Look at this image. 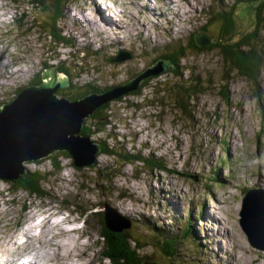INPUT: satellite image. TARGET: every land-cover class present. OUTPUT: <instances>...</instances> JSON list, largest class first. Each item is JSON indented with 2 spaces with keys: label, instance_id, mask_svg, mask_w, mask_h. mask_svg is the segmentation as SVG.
Segmentation results:
<instances>
[{
  "label": "rangeland",
  "instance_id": "rangeland-1",
  "mask_svg": "<svg viewBox=\"0 0 264 264\" xmlns=\"http://www.w3.org/2000/svg\"><path fill=\"white\" fill-rule=\"evenodd\" d=\"M172 1L184 8L176 10L180 15L172 9L168 11L162 0L66 1L62 6L65 10L61 27L75 48H61L62 45L56 48L37 28L30 29L29 15L34 9L29 6V0H0V103L11 101L21 92L17 94V90L33 79L51 77L54 70L46 64L53 57L55 60L50 62L62 60L60 65L67 62L72 65L74 59L81 67L87 68L88 63L87 74L76 79L80 92L90 88L87 84L104 86L128 81L131 70H140L152 62L156 48L161 46L165 50L169 46L168 35L184 37L191 28L195 31V27L240 0H224L225 6L213 0ZM242 1L241 5L248 0ZM147 3L158 12L167 11L173 27L168 18L159 17L155 21ZM260 10L261 19L255 12L252 25L260 20L258 24L264 27V7ZM103 14L115 18L112 23L120 27L116 32L124 38H116L112 30H106L105 36L100 33L99 24L91 15L97 19ZM239 20L243 22L242 18ZM257 46L260 50L264 47V37ZM123 49L133 58L119 63L106 61ZM188 54L183 64L189 65L191 71L183 70L180 75L171 67L146 78L148 83L139 90L111 100L110 125L105 132L90 136L94 143L99 139L108 141L119 153L140 155L142 159H136L135 164L107 154L99 155L93 167L82 168L75 166L71 157L61 154L59 171L45 157L41 163L25 161L28 169L50 171L48 194L43 198L22 190L13 193L7 180L0 179V255H13L19 247L32 250L38 263L47 260L51 264L40 253L52 249L54 256V247L58 248L57 255L59 246L55 240H65L70 234L77 255L61 260V264H109V259L104 257L107 248L100 215V211L108 212L106 204L115 208L116 211L111 210L113 215L126 218L123 214H130L136 219L142 214L152 215L162 227L177 220L178 226L173 228L177 231L179 226H185L184 212L188 214L189 205L203 203L208 211L206 216V209L200 213L204 240L197 224H192L190 229L198 241L197 249L191 247L188 254L191 257L187 255L184 259H190L193 264H264V249L252 246L241 227L243 197L238 187L240 183L251 185L264 179V65L257 80L233 74L221 82L224 64L218 51L196 50ZM59 77L67 76L59 72ZM195 80L200 84L192 109L194 117H190L173 107L171 94L182 87V82ZM225 89L228 98L222 94ZM151 158L169 171L148 166ZM113 166L114 173L118 167L121 172L101 177L99 186L96 183L99 170ZM217 172L231 181L215 180ZM84 209L89 210L84 212ZM197 211L201 208L194 207L193 212ZM127 221L123 220V224ZM133 226L139 231L138 225L133 223ZM68 230L72 232L67 233ZM182 235L184 232H180L179 236ZM186 237L189 242L188 234ZM144 244L145 251L153 249V245Z\"/></svg>",
  "mask_w": 264,
  "mask_h": 264
},
{
  "label": "trees",
  "instance_id": "trees-1",
  "mask_svg": "<svg viewBox=\"0 0 264 264\" xmlns=\"http://www.w3.org/2000/svg\"><path fill=\"white\" fill-rule=\"evenodd\" d=\"M66 1L69 0H29V6L34 9V13L29 15L30 29L37 28V32L53 41V44L56 45V48H60L61 45V48H75L74 43L69 39V37L66 36L61 27V22L63 21L65 10L62 6H64V3ZM222 1L224 0H213V2H215L216 4H220L221 2V5L223 4ZM242 2L243 1L240 0L234 5L230 4L228 6L229 8L223 10L224 12L220 10L213 17L206 20L202 26L195 27V31L193 28H191L190 31L184 35V37L187 35L186 38H184L183 36L168 35L169 39L167 38L166 42H169V46H167L165 50H161V46H159V48H156V50L154 49V47L153 50L157 51L158 54L156 53V57L152 60V62H150L149 64H144L140 70L139 68L134 70V72L133 70H131L128 73L129 76H127V79H134L144 70L148 69L160 60L169 61L173 65L172 69L175 72H180V75L181 71L183 70L191 71V69H189L188 67L189 65L187 66V64H183V59L185 57L187 58L189 52H196V50H201L202 52L218 51L220 53V58L224 64L222 68V78L220 80L221 82H226L233 74H237L245 78L254 80L259 79L261 69L264 65V47L260 50L257 44L263 41L264 35H262V33L264 27L258 24L260 20L254 22V24L252 25V20L250 19V17H248L247 19L246 15L242 16L240 13H238ZM263 7L264 3L260 5L259 11H256L258 19H261L262 12L260 9H263ZM242 9L243 8H240V10ZM239 18H242L243 22H241ZM237 23H241L243 26L240 28L239 25L236 26ZM238 27L240 29H238ZM245 28H247V30L245 32H242ZM200 32L206 33L211 38V43L209 45H198L196 36ZM96 55L97 54H95L94 56ZM54 60L55 57L51 58L50 60L48 59V63ZM75 61L76 60L74 59V63L72 65H69L68 62L66 64L64 63L65 65H60L59 63L62 62V60H59V62L57 63L50 62L49 64H46L47 67L53 68L52 70L58 69V72L64 73L69 79V86L60 88L58 90L57 93L60 97H66L70 100H76L83 98L93 92L102 93L108 90L115 89L121 86L123 83L127 82L118 81L113 84H105L104 86H101L99 84L93 86L92 84H87L88 86H90V88L88 87V89H85V85L84 91L80 92V88L76 83V79H78L85 73L87 74V69H90V67L88 66V63H86L87 68L83 66L81 67L80 63H77V61ZM47 67L46 69H48ZM44 79L45 76L33 79L32 81L28 82L27 85L25 84L23 87L19 88L17 90V94L27 86L41 84ZM148 81L149 79H146L141 82L142 86L140 87L142 88L145 84L148 83ZM184 82L185 83L182 82L181 84L182 87L178 88L177 91H174L171 94V100L173 101V107L177 108V110L181 111L182 113L188 114L190 117H194L192 115V109L198 93L197 88L200 83H198L197 80H195V82ZM135 91L137 90H134V92ZM222 94L226 98H228L227 89H225ZM110 101L102 103L101 105L96 107L94 113L85 118L80 131L82 134L93 136L94 133L97 134L98 132L101 133L107 130L108 126L111 123L109 120ZM5 103L6 101L0 103V108ZM110 137H113V139H115L114 135H110ZM95 141L100 143L101 145V150L97 153V157L101 154H107L116 157L118 160H120V158H123L120 161H125L129 164H135L136 159H142L140 155L134 153L128 154L127 152L119 153L115 151V147H113L108 141H103L101 139ZM61 154L69 156L73 160V157L67 151L61 150L45 157L51 161L54 170L59 171L62 168L61 160L59 159ZM42 160L43 159L37 160V162L41 163ZM147 162L149 163L148 166H150L151 168H158L160 170L169 171L166 166L161 165L155 158H151V161ZM96 163L91 164V166L93 167L94 165H96ZM114 168L115 167L113 166L112 168H108L109 170H99V180H96V183L100 186L101 177L105 178L104 176L108 177L114 174L117 175L121 172L120 168L118 167V170H116V172L114 173ZM193 177L195 178L196 176L193 175ZM50 179L51 174L49 170L28 169L26 172L22 173L19 178L9 181L7 180V182L10 184L9 190L13 193L22 190L32 196L43 198L48 194L47 184H49ZM66 204L70 203L66 202ZM88 210L89 209H84L83 211L86 212ZM100 215L101 222L104 227L103 238L105 239V247L107 248L104 257L109 259V264H193L190 259H184L188 254H190V248L196 247L197 249L196 244H198V241L194 238V233L191 230V220H193V215L190 209L188 212V221L185 223V226H179L177 231H173V228L178 226V222L177 220H175V217V221L172 220L170 223H168L167 227H162L163 225H158L159 222L156 217L143 214V216L141 215V217H137V219L135 218V216H132L130 214L128 216L123 214L124 217L132 220L131 228H126L121 232L111 231L105 225V220L103 217L104 211H100ZM167 218L168 217L166 216V220ZM195 221H197V219ZM173 222H176V225H173ZM133 223L138 225V228H140L139 231H135L137 226H135V228H132L134 227ZM180 232H184V237L183 235L179 236ZM173 234L178 235L173 236ZM187 234L189 236V242H187ZM203 240L204 236L202 237V241ZM144 243L153 245V249H146L145 251V246L147 245ZM187 244H190L189 247L186 246Z\"/></svg>",
  "mask_w": 264,
  "mask_h": 264
},
{
  "label": "water",
  "instance_id": "water-1",
  "mask_svg": "<svg viewBox=\"0 0 264 264\" xmlns=\"http://www.w3.org/2000/svg\"><path fill=\"white\" fill-rule=\"evenodd\" d=\"M254 1V2H253ZM264 0H250L240 5L238 10L253 21L252 16ZM247 8V9H245ZM198 45L211 43L204 32L196 36ZM133 58L131 53L120 50L116 56L106 61L119 63ZM173 67L167 60H160L140 75L121 86L102 93L93 92L87 96L70 100L58 96L60 88L69 85L68 77L59 78L58 69L39 85L25 87L15 98L0 108V179L13 180L28 169L24 162L40 160L58 150L67 151L77 167L97 162L100 143H94L89 135L82 134L81 128L86 117L94 113L96 107L132 90H138L142 80L158 75ZM105 225L111 231L121 232L131 228L132 220L112 214V206L106 204ZM123 220H128L123 224ZM240 224L252 246L264 249V192L250 191L242 200Z\"/></svg>",
  "mask_w": 264,
  "mask_h": 264
},
{
  "label": "bare ground",
  "instance_id": "bare-ground-1",
  "mask_svg": "<svg viewBox=\"0 0 264 264\" xmlns=\"http://www.w3.org/2000/svg\"><path fill=\"white\" fill-rule=\"evenodd\" d=\"M163 3H165V8L168 10V11H171L174 10L177 14L180 15L179 11H176V10H180V8L182 7H179V5L177 6L172 0H162ZM99 6V5H98ZM147 8H148V11L151 12V14H154L153 16L155 17V21L158 19L160 20V18H168L167 16V11H161V12H158L156 8L152 7L149 5V3L146 4ZM143 7V6H142ZM101 9V8H100ZM161 9V8H160ZM184 9V8H182ZM147 10V9H146ZM183 12V11H182ZM100 13H103V12H100ZM182 15V13H181ZM173 16H175V14H173ZM92 18H94V22H96V24L98 26V28L100 29V33L103 34V36H105V33H106V30H112L113 31V34H115L116 38H124L125 36H122L121 33L119 32H116V28H120V27H117V26H114V24L112 23V20L115 19L113 17H110L108 15H104L102 17H98L97 19H95L94 15H91ZM160 17V18H159ZM183 19H184V15L182 16ZM91 18V19H92ZM169 19V23L172 26V21L173 19L172 18H168ZM180 20V19H179ZM146 22V21H145ZM149 22V21H148ZM159 24V23H157ZM161 25V24H160ZM179 26V25H178ZM96 28V27H95ZM148 29V27H147ZM101 30H105V31H101ZM115 32V33H114ZM110 36H113V35H110ZM120 42V41H119ZM157 42V41H156ZM162 42V41H161ZM113 43V42H112ZM124 50V49H123ZM120 52V51H119ZM117 55V54H116ZM116 55H113V56H116ZM111 57V56H110ZM132 59V58H131ZM60 78V77H59ZM130 80H128L127 82H129ZM134 91V90H132ZM61 151H65V150H61ZM53 226H55V223H53ZM69 232L67 233H71L72 231L71 230H68ZM14 241V240H13ZM57 241L56 243L58 244L59 246V250L57 252V255L55 254L56 248L53 247V253H54V256H52V249L51 251H43L40 253V256L48 259V261H50L51 263L53 262V264H61V260H65V259H73V257H75L77 255V250H76V244H75V240H74V237L72 235H68V237H66L65 240H55ZM53 244L55 245V242H53ZM53 245V246H54ZM35 248L33 247V250ZM37 253L39 251H36ZM238 252V251H237ZM240 252V251H239ZM242 252V251H241ZM236 253V251L234 252ZM245 253V252H243ZM242 253V254H243ZM34 255V254H33ZM56 255V258H54ZM241 255V254H240ZM239 255V256H240ZM246 255V254H245ZM13 257V255H8V257ZM35 256V255H34ZM239 258V257H238ZM28 260H30L31 258L30 257H27ZM33 260L35 261V263L37 264H46V261L47 260H42V262H37L38 261V258L37 256L33 257ZM55 260H60L59 262H55ZM63 264V263H62ZM72 264H77L75 262H73Z\"/></svg>",
  "mask_w": 264,
  "mask_h": 264
}]
</instances>
